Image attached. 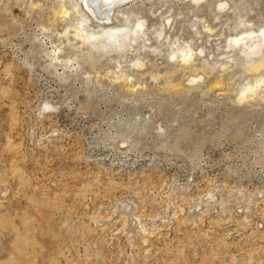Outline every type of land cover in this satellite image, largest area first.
<instances>
[{
  "label": "rangeland",
  "instance_id": "obj_1",
  "mask_svg": "<svg viewBox=\"0 0 264 264\" xmlns=\"http://www.w3.org/2000/svg\"><path fill=\"white\" fill-rule=\"evenodd\" d=\"M112 7L0 0V264H264V0Z\"/></svg>",
  "mask_w": 264,
  "mask_h": 264
},
{
  "label": "bare ground",
  "instance_id": "obj_2",
  "mask_svg": "<svg viewBox=\"0 0 264 264\" xmlns=\"http://www.w3.org/2000/svg\"><path fill=\"white\" fill-rule=\"evenodd\" d=\"M117 1L119 2V1H123V0H85V3H86V6L90 10L89 12L91 13V15L94 18H97V19H100V20H106V18L110 15V12L113 9V7H112L113 3L115 4V2H117ZM98 15L100 17H98ZM103 30H104L103 35H99V36H96L94 34L91 35L89 33L91 35V36H89V38H93V41L91 42V44H94L95 46L96 45L109 46V44L110 45L117 44V46L119 45L121 47V46H124V44L122 43V40L130 39V41H128L130 43L131 41L136 40L139 37V35H140V33L142 31L144 33V27H143V23L142 22H138L137 28L133 27V28H131L129 30L128 29H126V30L124 29V30L118 31V29L115 28V27H103ZM76 31L84 33L88 37V32H87V30L85 28H81V27L77 26L76 27ZM253 38H258L257 42L259 44H257V45L258 46H260V45L262 46L264 44V29H262V31L259 32V34L256 35V36H253L252 33L248 32V34H245V36H243V37L239 36V37L232 38V41H234L235 43H238V44H244L246 42V40H251ZM247 45H248V43H247ZM242 47H244V46H242ZM257 47L255 46L253 48L251 47L250 49H248L250 51L246 52L247 55L252 53L254 51L253 49H255ZM177 58L183 64H186L187 62L189 63V61L192 58V52H191L190 49L189 50H185V51L183 50L182 52H180L179 55H177ZM256 67H257L256 63L251 65V68H253V69L256 68Z\"/></svg>",
  "mask_w": 264,
  "mask_h": 264
}]
</instances>
